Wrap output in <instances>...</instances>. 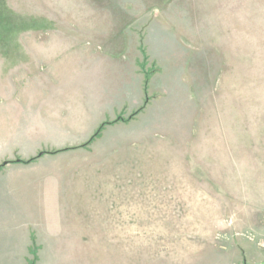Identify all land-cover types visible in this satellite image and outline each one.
<instances>
[{"label": "rangeland", "instance_id": "1", "mask_svg": "<svg viewBox=\"0 0 264 264\" xmlns=\"http://www.w3.org/2000/svg\"><path fill=\"white\" fill-rule=\"evenodd\" d=\"M92 35L120 38L145 92L94 137L132 138L122 166H84L90 217L18 263L264 264V0H0V50Z\"/></svg>", "mask_w": 264, "mask_h": 264}, {"label": "crops", "instance_id": "2", "mask_svg": "<svg viewBox=\"0 0 264 264\" xmlns=\"http://www.w3.org/2000/svg\"><path fill=\"white\" fill-rule=\"evenodd\" d=\"M78 37H57L46 52L0 50V264H19L33 235H68L73 219L89 218L84 166H122L132 138L111 125L94 136L138 110L136 57L125 58L118 36Z\"/></svg>", "mask_w": 264, "mask_h": 264}]
</instances>
